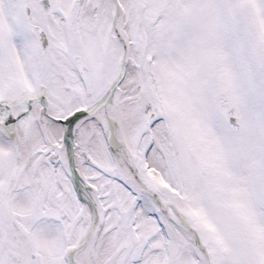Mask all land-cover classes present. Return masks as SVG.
Masks as SVG:
<instances>
[{
    "label": "snow or ice",
    "instance_id": "snow-or-ice-1",
    "mask_svg": "<svg viewBox=\"0 0 264 264\" xmlns=\"http://www.w3.org/2000/svg\"><path fill=\"white\" fill-rule=\"evenodd\" d=\"M0 264H264V0H0Z\"/></svg>",
    "mask_w": 264,
    "mask_h": 264
}]
</instances>
